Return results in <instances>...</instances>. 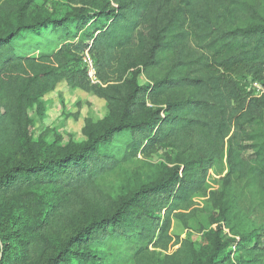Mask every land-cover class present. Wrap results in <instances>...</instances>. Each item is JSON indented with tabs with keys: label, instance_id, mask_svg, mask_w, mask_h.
I'll return each instance as SVG.
<instances>
[{
	"label": "trees",
	"instance_id": "obj_1",
	"mask_svg": "<svg viewBox=\"0 0 264 264\" xmlns=\"http://www.w3.org/2000/svg\"><path fill=\"white\" fill-rule=\"evenodd\" d=\"M96 1L71 0L76 12L31 20L25 6L0 34V264H154L157 251L166 264H264V93L252 87L264 86V0ZM14 8L0 0V13ZM88 51L102 85L88 77ZM138 54L147 85L133 72ZM60 81L120 119L89 125L84 144L46 156L30 136L28 108ZM160 147L193 158L126 195L103 190L105 177ZM226 147L225 189L210 192ZM49 187L68 199L34 193ZM197 194L237 236L222 241L220 226L204 255L172 233L175 220L196 217ZM93 204L112 209L77 220Z\"/></svg>",
	"mask_w": 264,
	"mask_h": 264
},
{
	"label": "rangeland",
	"instance_id": "obj_2",
	"mask_svg": "<svg viewBox=\"0 0 264 264\" xmlns=\"http://www.w3.org/2000/svg\"><path fill=\"white\" fill-rule=\"evenodd\" d=\"M15 8L6 13H0V34H4L14 28L20 17L19 12H24L27 6L29 12L26 17L31 20V14L34 12L35 18H43L50 14L63 16L67 13H74L81 5L76 6L71 0H11ZM97 4L114 7L112 0H97ZM98 8V7H94ZM96 10V9H94ZM264 19V5L261 8L257 22ZM28 21V19L26 20ZM29 43V40H26ZM30 55L38 56V51H30ZM84 54L82 55L83 59ZM92 57V55L90 54ZM93 59V57H92ZM145 58L138 54L134 64L133 72L138 70V84L147 85L150 81L144 74L142 64ZM95 64V63H94ZM142 72V73H141ZM154 74V73H152ZM101 82L95 84L99 85ZM102 85V84H101ZM53 86V85H52ZM51 86V87H52ZM181 94H176L180 96ZM174 95V99H176ZM162 107V106H160ZM28 117L30 119V136L33 142L40 145L42 152L46 156L53 154H62L66 150L80 146L87 141L86 130L89 125L108 126L111 123L119 121L120 116L110 111L108 104L93 94L87 93L80 89L70 88L65 81L56 83L51 91L39 98L28 108ZM19 152L18 149H10L5 153L13 154ZM251 151L247 152V157L251 158ZM193 158V154H179L171 147H160L148 155H141L130 163L121 166L115 173L105 177L101 181L103 190L106 187L117 190V192L126 195L133 192L142 185L152 184L167 176L168 170L180 166L184 161ZM227 164V147L222 156L217 160L212 175L206 183V188L210 192L220 193L224 191V180L228 175ZM236 187L225 190L221 197L227 199L230 197ZM107 192V191H106ZM40 199L48 202H58L60 199H68L67 192H60L55 188H40L34 191ZM227 196V197H226ZM197 207L196 217L183 223L178 219L174 221L172 233L179 236L182 240L189 242L196 253L204 255L210 247V240L214 234L222 227L220 238L222 241L235 239L234 234L224 223L219 224L218 208L208 202V199L202 194H197L193 199ZM233 204L231 201L229 205ZM224 207V204L222 205ZM112 209V208H111ZM111 209L97 207L94 204L83 209L77 220H85L89 214L97 211L109 212ZM16 211V210H14ZM239 218L233 221L237 225ZM218 233V232H217ZM234 248L230 249L232 254ZM165 252H154L152 258L154 264H166ZM236 256H234L235 258ZM134 264V263H130Z\"/></svg>",
	"mask_w": 264,
	"mask_h": 264
},
{
	"label": "built area",
	"instance_id": "obj_3",
	"mask_svg": "<svg viewBox=\"0 0 264 264\" xmlns=\"http://www.w3.org/2000/svg\"><path fill=\"white\" fill-rule=\"evenodd\" d=\"M83 63L85 65V68L87 70V74H88V77H89L91 83L94 85L99 83V80H98L97 75H96L95 64H94L92 57L90 56L89 51L84 54ZM252 87L256 91L257 94H261V93L263 94L264 93V86L259 82L253 83Z\"/></svg>",
	"mask_w": 264,
	"mask_h": 264
}]
</instances>
